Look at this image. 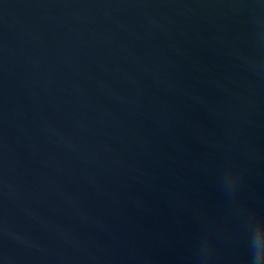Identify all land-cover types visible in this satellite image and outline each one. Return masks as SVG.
<instances>
[{"label":"water","instance_id":"95a60500","mask_svg":"<svg viewBox=\"0 0 264 264\" xmlns=\"http://www.w3.org/2000/svg\"><path fill=\"white\" fill-rule=\"evenodd\" d=\"M264 264V0H0V264Z\"/></svg>","mask_w":264,"mask_h":264},{"label":"clouds","instance_id":"9594fccd","mask_svg":"<svg viewBox=\"0 0 264 264\" xmlns=\"http://www.w3.org/2000/svg\"><path fill=\"white\" fill-rule=\"evenodd\" d=\"M252 264H260L259 258L253 253Z\"/></svg>","mask_w":264,"mask_h":264}]
</instances>
